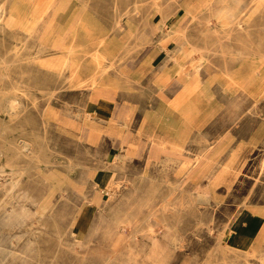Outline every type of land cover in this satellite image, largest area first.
I'll use <instances>...</instances> for the list:
<instances>
[{"label": "rangeland", "instance_id": "rangeland-1", "mask_svg": "<svg viewBox=\"0 0 264 264\" xmlns=\"http://www.w3.org/2000/svg\"><path fill=\"white\" fill-rule=\"evenodd\" d=\"M232 6L0 0V264H264V5Z\"/></svg>", "mask_w": 264, "mask_h": 264}, {"label": "bare ground", "instance_id": "bare-ground-1", "mask_svg": "<svg viewBox=\"0 0 264 264\" xmlns=\"http://www.w3.org/2000/svg\"><path fill=\"white\" fill-rule=\"evenodd\" d=\"M263 5H264V0H261ZM235 3V0H227V12H226V24L225 26L228 28L229 32H231V27H233V25L235 24V22L237 21V17H236V13H235V10L233 8V4ZM211 23V22H210ZM240 24V23H239ZM229 35V34H228ZM183 74V73H181ZM179 80L181 82H185L187 81L186 79H181L179 77ZM188 82V81H187ZM188 85V84H186ZM11 102V101H10ZM11 110V109H10ZM14 110V109H12ZM15 185V184H13ZM12 186V185H11ZM14 189V188H13ZM9 194V193H8ZM24 209V208H23ZM30 209V208H29ZM15 210V209H14ZM13 210V211H14ZM31 210V209H30ZM23 211V210H22ZM21 211H19L20 213ZM25 212V211H24ZM15 213V211H14ZM28 213V212H27ZM36 213V212H35ZM24 214V213H23ZM43 215V214H42ZM33 216V215H32ZM246 215H241L239 217V221H236L235 224L232 226V228L230 229V235H229V239H230V247L233 249V251H237V252H245L246 251V248L248 246V243L250 242V239H252V237L254 236V231L258 230V226L257 225H250V229L252 230V232L248 230L245 231H242L243 233H240V223H242V221H244V217ZM21 217V216H20ZM26 217V216H25ZM42 217V216H41ZM27 218V217H26ZM25 218V219H26ZM24 219V218H23ZM33 219V218H32ZM20 220V219H19ZM4 223V222H3ZM20 223V222H19ZM18 225V224H17ZM23 225V224H22ZM241 234H243L245 237L243 238L242 236H240ZM242 238V239H241ZM239 240H242V241H239ZM235 241L237 242L239 245L242 244V246H239L238 245H233L232 242ZM242 242V243H241ZM1 259V258H0ZM1 261V260H0ZM3 261V260H2ZM1 263V262H0ZM5 263V262H4Z\"/></svg>", "mask_w": 264, "mask_h": 264}, {"label": "crops", "instance_id": "crops-1", "mask_svg": "<svg viewBox=\"0 0 264 264\" xmlns=\"http://www.w3.org/2000/svg\"><path fill=\"white\" fill-rule=\"evenodd\" d=\"M181 87L184 89L185 86H181ZM179 95L180 94L178 93V96ZM90 104H93L95 106V107H93V109H91V111H92V112L90 111L91 114L93 116H96L101 121H104L105 119H107V116L109 114H112V112H113V105H112L111 99L107 95H101L100 92H99V94H97L95 96V98L90 100ZM254 216L258 217L259 219H261L262 222H264V218H262L260 216H256V215H254ZM244 222H247V224ZM250 225H257L258 230L260 229L259 228L260 224L258 221H256L253 218H247V217L244 219V221H242V223H240L239 227L245 233V230L249 229Z\"/></svg>", "mask_w": 264, "mask_h": 264}]
</instances>
